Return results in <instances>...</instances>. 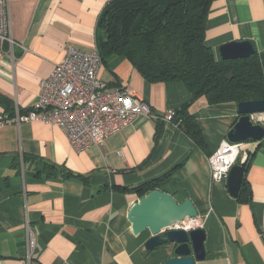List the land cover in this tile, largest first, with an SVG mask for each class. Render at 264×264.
Masks as SVG:
<instances>
[{"label":"crops","instance_id":"obj_1","mask_svg":"<svg viewBox=\"0 0 264 264\" xmlns=\"http://www.w3.org/2000/svg\"><path fill=\"white\" fill-rule=\"evenodd\" d=\"M109 0H7L9 31L0 57V264H162L172 247L144 248L128 210L139 197L130 189L170 172L159 190L177 202L189 199L205 233V259L196 264H264V144L243 143L250 204L239 203L225 182H210L207 160L238 118L236 103L195 100L201 150L162 118L191 99L180 82L148 83L123 56L102 62L98 78L147 103L153 118L138 116L102 145L70 147L57 127L16 124L32 106L40 83L68 45L95 49L97 18ZM252 41L264 77V0H213L205 44ZM163 122L155 141L156 120ZM27 228L35 239L27 249Z\"/></svg>","mask_w":264,"mask_h":264},{"label":"trees","instance_id":"obj_2","mask_svg":"<svg viewBox=\"0 0 264 264\" xmlns=\"http://www.w3.org/2000/svg\"><path fill=\"white\" fill-rule=\"evenodd\" d=\"M212 1L109 0L95 30V48L102 62L123 56L148 83L180 82L186 87L191 99L174 111L171 123L201 150L205 142L188 111L195 100L203 98L209 105L264 100V77L257 53L246 59L223 61L206 46ZM0 101H4L2 97ZM156 122L155 141L163 129V122ZM263 144L264 140L257 147ZM249 161L250 154L245 159L247 167ZM169 175L122 190L141 198L159 189V183ZM235 200L250 204L246 177Z\"/></svg>","mask_w":264,"mask_h":264},{"label":"built area","instance_id":"obj_3","mask_svg":"<svg viewBox=\"0 0 264 264\" xmlns=\"http://www.w3.org/2000/svg\"><path fill=\"white\" fill-rule=\"evenodd\" d=\"M14 42L9 31L7 0H0V57L3 47ZM101 58L95 49L83 50L68 45L62 60L40 83V94L27 112L16 115V124L41 122L59 128L71 148L82 151L100 146L111 135L119 132L138 116L153 118L147 103L122 87H107L98 78ZM174 112L162 118L171 122ZM2 119L0 123H8ZM242 144H230L223 140L215 153L207 160L210 182H225L232 166L244 161ZM199 228L196 219L184 221L170 228L183 230ZM27 249H34L35 239L27 228Z\"/></svg>","mask_w":264,"mask_h":264},{"label":"water","instance_id":"obj_4","mask_svg":"<svg viewBox=\"0 0 264 264\" xmlns=\"http://www.w3.org/2000/svg\"><path fill=\"white\" fill-rule=\"evenodd\" d=\"M255 53L254 44L249 40L228 42L218 48L219 58L223 61L246 59ZM236 108L238 118L226 133V141L230 144H259L264 140V124L255 122L252 117L264 114V100L239 102ZM246 170L245 160L229 170L226 187L231 197L238 195ZM196 218L197 211L189 199L177 202L171 194L159 189L139 198L128 210L133 235H149L144 241L147 252L171 245L173 256L162 264H196L204 261L205 233L200 227L187 232L170 230L179 223Z\"/></svg>","mask_w":264,"mask_h":264},{"label":"rangeland","instance_id":"obj_5","mask_svg":"<svg viewBox=\"0 0 264 264\" xmlns=\"http://www.w3.org/2000/svg\"><path fill=\"white\" fill-rule=\"evenodd\" d=\"M264 114H257V115H254V121H256V122H260V123H262V122H264Z\"/></svg>","mask_w":264,"mask_h":264},{"label":"flooded vegetation","instance_id":"obj_6","mask_svg":"<svg viewBox=\"0 0 264 264\" xmlns=\"http://www.w3.org/2000/svg\"><path fill=\"white\" fill-rule=\"evenodd\" d=\"M256 122V121H255ZM258 123H260V122H258ZM261 124H264V122H262Z\"/></svg>","mask_w":264,"mask_h":264},{"label":"bare ground","instance_id":"obj_7","mask_svg":"<svg viewBox=\"0 0 264 264\" xmlns=\"http://www.w3.org/2000/svg\"><path fill=\"white\" fill-rule=\"evenodd\" d=\"M252 119H254V116L252 117ZM264 120V119H263Z\"/></svg>","mask_w":264,"mask_h":264}]
</instances>
